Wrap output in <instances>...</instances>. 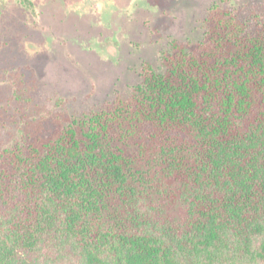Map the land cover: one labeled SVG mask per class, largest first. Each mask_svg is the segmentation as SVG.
Masks as SVG:
<instances>
[{
  "label": "trees",
  "instance_id": "trees-1",
  "mask_svg": "<svg viewBox=\"0 0 264 264\" xmlns=\"http://www.w3.org/2000/svg\"><path fill=\"white\" fill-rule=\"evenodd\" d=\"M206 22L128 98L0 143V264H264V18Z\"/></svg>",
  "mask_w": 264,
  "mask_h": 264
},
{
  "label": "rangeland",
  "instance_id": "rangeland-1",
  "mask_svg": "<svg viewBox=\"0 0 264 264\" xmlns=\"http://www.w3.org/2000/svg\"><path fill=\"white\" fill-rule=\"evenodd\" d=\"M215 7L250 34L264 18V0H0V143L19 141L28 121L128 98L144 65L164 71L172 42L204 40Z\"/></svg>",
  "mask_w": 264,
  "mask_h": 264
}]
</instances>
